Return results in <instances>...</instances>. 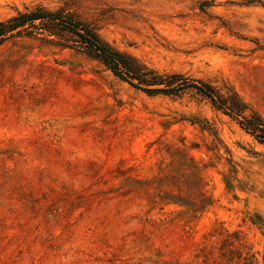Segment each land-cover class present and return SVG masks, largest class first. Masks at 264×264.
I'll return each instance as SVG.
<instances>
[{"label":"rangeland","instance_id":"obj_1","mask_svg":"<svg viewBox=\"0 0 264 264\" xmlns=\"http://www.w3.org/2000/svg\"><path fill=\"white\" fill-rule=\"evenodd\" d=\"M34 14L0 41V264H264V0H0Z\"/></svg>","mask_w":264,"mask_h":264},{"label":"trees","instance_id":"obj_2","mask_svg":"<svg viewBox=\"0 0 264 264\" xmlns=\"http://www.w3.org/2000/svg\"><path fill=\"white\" fill-rule=\"evenodd\" d=\"M49 18L54 21L58 20L56 15L45 16L40 14H34L27 16L19 15L17 17L11 18L6 22H0V41H2L9 33L14 32L19 28L26 26L27 24L33 25L34 22L37 20H47ZM68 24L69 25L63 24V26L78 35L83 40V43L85 44L86 48L90 52L97 55L106 64V66L111 69V71L115 75L123 78L124 80H127L124 76H130V84L133 87L140 89L149 95L172 94V81H165L159 77L143 79L138 75H133L134 71L132 70V67H130L126 59L123 57V55L112 49L108 44L101 40L95 32H93L81 22H74ZM175 78L176 77H174V79ZM132 80H137L138 85H134V83H132ZM162 86L166 87L163 88ZM205 87L210 91L212 90L211 87L207 85H205ZM198 89L201 90L207 96L211 97L209 93H206L207 91H203L200 88Z\"/></svg>","mask_w":264,"mask_h":264}]
</instances>
